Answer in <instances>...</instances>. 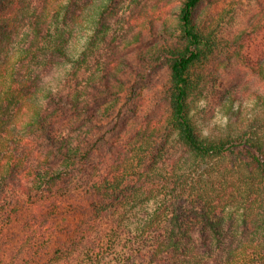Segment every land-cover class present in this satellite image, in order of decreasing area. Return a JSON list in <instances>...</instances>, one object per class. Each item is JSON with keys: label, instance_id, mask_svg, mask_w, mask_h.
I'll use <instances>...</instances> for the list:
<instances>
[{"label": "trees", "instance_id": "trees-1", "mask_svg": "<svg viewBox=\"0 0 264 264\" xmlns=\"http://www.w3.org/2000/svg\"><path fill=\"white\" fill-rule=\"evenodd\" d=\"M52 1L0 0V230L29 213L15 264H264V0L236 31L234 0H181L144 57L167 69L164 101L121 131L145 67L102 61L117 0H69V25L95 10L79 52ZM235 66L258 87L227 90L238 125L206 134L195 103Z\"/></svg>", "mask_w": 264, "mask_h": 264}, {"label": "rangeland", "instance_id": "rangeland-1", "mask_svg": "<svg viewBox=\"0 0 264 264\" xmlns=\"http://www.w3.org/2000/svg\"><path fill=\"white\" fill-rule=\"evenodd\" d=\"M234 1L237 4L230 7L229 16H226L228 23L224 26L225 31L242 29L252 15L257 12V0ZM52 2L59 3L58 21L62 16L66 15L68 26V28L66 26V31L71 27L74 39L77 42L76 50L79 52L92 33L95 10L90 9L86 12L83 11L78 17L74 16L73 23L69 25L71 23L70 13L68 14L67 12L69 10V0H54ZM180 3L181 0H117L112 13L108 17L112 32L109 40H107L102 47V51H100L102 61H109L110 57H112L114 58V63H120L122 66H124L125 62H128L129 66L124 67L132 72L138 67H145L144 76H139L137 82L134 83L132 88L134 93L133 101L124 114L121 123L124 126L118 131L125 129L126 123L134 118L135 108L133 106L137 110L139 107L146 110L147 107H151L150 111H147L149 117L154 112L152 107H157L164 101V84L168 79L167 69L162 65L156 66L154 63H148L144 57L148 48L161 39L159 36L161 32L171 33L174 31L177 21L176 13L179 10ZM51 9L54 12V8ZM136 37L138 42H134ZM251 45L250 55L253 61H256L264 54V29L253 37ZM228 71L227 74L225 73L224 76L222 75V77L218 78L215 82V87L206 97L200 98L195 103L196 118L206 134L210 132L221 133L236 128L237 123H234L235 116L228 114L223 106H218V103H221L224 99L227 90L233 89V86L238 81L250 84L254 88L258 87V85L253 83L252 78L247 77L243 81L245 76L243 69L235 66ZM234 103L233 112H237L238 107L243 104L238 112L241 114L240 122L253 118L256 109L253 98L244 101L237 100ZM19 215L8 222L2 231L0 230V264H15L13 256L17 254V246L23 236L21 224L28 217V210L23 208Z\"/></svg>", "mask_w": 264, "mask_h": 264}]
</instances>
